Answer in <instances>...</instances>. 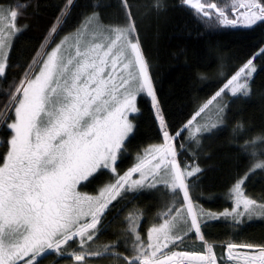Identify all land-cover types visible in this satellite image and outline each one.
<instances>
[{
    "label": "snow or ice",
    "instance_id": "1",
    "mask_svg": "<svg viewBox=\"0 0 264 264\" xmlns=\"http://www.w3.org/2000/svg\"><path fill=\"white\" fill-rule=\"evenodd\" d=\"M184 2L188 4L191 0ZM25 7L26 4H16V10L0 9V23L6 25L0 28V77H6L10 53L5 49L14 32L21 30L14 22ZM124 7L127 20L122 26H101L97 19L93 28V20L85 18L93 35L99 32L105 36L104 42L82 37L81 29H77L74 47L65 49V41H61L51 51L38 53L34 70L26 73L15 92H8L7 103L0 105L7 109L0 112V116L10 135L5 142L6 154L0 157V264H40V258L47 254L67 255L77 264H93L94 258L115 248V245L104 246L101 251L93 249L90 243L101 230L107 210L125 193L155 188L156 184L151 181L157 179L166 160V182L173 190L183 191L181 209H170L164 223L149 231L147 242L137 236L135 255L131 259L125 255L121 264L125 261L127 264H188L190 260L198 264H217L212 251L214 245L201 234V224L186 183V177H193L201 170L199 167L189 170L188 165L178 163L175 143L184 138V132L192 129L197 117L214 104L218 105L217 118L222 123L228 105L221 103V98L229 90L234 97L250 95V80L256 71L253 59L244 63L174 135L162 112L157 111L164 145L149 153L151 160L142 158L120 175L115 165L126 137L134 132L128 113L137 111V94L150 97L154 111L159 106L148 65L134 36L135 23L127 0ZM192 7L211 23L218 21L224 27H235L241 17L249 24L264 22V0L242 3L240 7L246 11L236 13L237 18L226 14L224 8L211 0L204 3L196 0ZM93 16L98 17V14ZM9 17L12 23H8ZM84 26L82 24L81 28ZM55 34L56 26L50 30V35ZM47 47L41 45L42 49ZM259 55H264V49ZM197 131H211V128L204 125ZM187 139L199 144L195 135ZM180 148L182 150L183 145ZM158 152L163 153L159 158L155 154ZM254 167L264 168V163ZM107 170L116 174L115 183L106 185L98 195L77 191L78 185L83 186L81 182L90 183ZM137 173L139 179L133 178ZM249 174L234 185L236 206L232 213L236 216L251 215L257 210L256 201L247 198L241 190ZM241 204L244 212L237 211ZM185 206L187 215L183 224L170 222L168 216L173 212L183 215ZM258 207L264 209V205ZM187 217H191L190 223ZM193 230L204 241L202 251H173L184 235ZM153 232L157 234L154 243ZM227 248L229 260L233 259L232 249H253L239 255L242 264H264V244L229 243Z\"/></svg>",
    "mask_w": 264,
    "mask_h": 264
},
{
    "label": "trees",
    "instance_id": "2",
    "mask_svg": "<svg viewBox=\"0 0 264 264\" xmlns=\"http://www.w3.org/2000/svg\"><path fill=\"white\" fill-rule=\"evenodd\" d=\"M211 2L218 3L226 14L237 18L236 13L246 11L240 5L247 4L248 0ZM16 4L27 7L20 10L14 22L21 30L17 31L8 50L6 77H0V105L7 103L8 92H15L26 73L34 70V58H38V53L51 51L61 41H65V49L74 47L77 29H81L82 37L104 42V35L99 32L93 35L89 30L86 17L93 20V28L97 19L101 26L108 27L122 26L127 20L124 0H0V9L16 10ZM127 4L135 23L134 36L140 43L159 101L157 110L162 112L173 135L244 63L253 59L256 71L250 80V95L234 97L229 90L221 98V103L228 105L222 123L217 118L218 105L214 104L197 117L192 129L185 131L184 138L175 143L178 163L188 165L189 170L191 167L201 170L197 175L187 177L186 183L201 224V234L214 245L217 262L223 264L224 245L264 244V209L259 217L232 213L236 203L234 185L246 173L250 174L242 185V192L255 200L257 207L264 205V168L254 167L264 163V55H259L264 49V22L224 27L218 21L211 23L202 13L197 14L194 8L185 5L184 0H127ZM94 13L98 17H94ZM58 17L61 18L59 21ZM82 24L85 25L83 28ZM54 26L56 34L52 36L50 30ZM42 44L49 47L42 49ZM136 106V113L129 117L134 132L125 140L115 165L120 175L140 159L150 160L149 153L165 143L151 98L138 94ZM6 111V108H0V112ZM3 125L4 118L0 116V157L6 154L5 142L10 139L9 130ZM204 125L211 131H197ZM190 135H195L199 144L187 139ZM180 145H183L182 150ZM164 166L159 170L158 182L151 181L156 184L155 188L125 193L112 203L103 218L101 230L90 243L101 251L104 246L115 245V248L94 258L93 264H121L125 255L131 259L135 255L136 237L147 242L149 231L164 223L170 209H181L183 191L169 187L163 178ZM115 175L104 171L90 183H81L83 186H79V191L97 195L106 185L115 183ZM133 178L139 179V174ZM237 211L243 212L242 207ZM182 212L183 215L173 212L168 216L169 221L183 224L186 206ZM187 219L190 223L191 217ZM196 237L194 230L188 232L173 251L201 252L203 244ZM57 261L59 264H77L67 255L56 254L44 256L40 264H57Z\"/></svg>",
    "mask_w": 264,
    "mask_h": 264
},
{
    "label": "rangeland",
    "instance_id": "3",
    "mask_svg": "<svg viewBox=\"0 0 264 264\" xmlns=\"http://www.w3.org/2000/svg\"><path fill=\"white\" fill-rule=\"evenodd\" d=\"M4 10V9H3ZM4 11H7V10H4ZM8 23H12V20H11V18L9 17L8 18ZM239 25H241V26H251V25H253V24H249V22L246 20V19H244V18H240V23H239ZM6 25L4 24V23H0V28H4ZM16 35H17V31H15L14 32V35H13V37L11 38V41L9 42V44H8V47L5 49V51L6 52H9L8 50H9V48H10V45H11V42H12V40L16 37ZM0 58H2V57H0ZM253 75V74H252ZM241 82H244V81H241ZM236 85V82H235V84L233 85V86H235ZM139 94V93H138ZM137 94V95H138ZM230 94H232V92L230 91ZM156 111H158V110H156ZM159 112V111H158ZM136 113V111L135 112H129L128 113V118L131 116V115H133V114H135ZM126 139H127V137H126ZM125 139V140H126ZM169 144H172V142L171 141H169ZM119 154V153H118ZM156 155H157V157L159 158V156H161V155H163V153L162 152H158V153H156ZM152 159V158H151ZM150 159V160H151ZM168 162H167V160L166 161H164V164H162V166H161V168L164 166V165H166ZM108 171H111V170H108ZM159 174V173H158ZM135 174H133V176H134ZM158 178H160L159 176H157ZM163 178L167 181V179H168V177H165V175L163 176ZM187 178V177H186ZM154 181H156V182H158V180L156 179V180H154ZM81 183H83V182H81ZM168 185H169V187L171 188V186H170V184L168 183ZM79 186L80 185H78L77 186V191H79ZM172 189V188H171ZM80 192V191H79ZM98 195V194H97ZM234 196L236 197V194H235V192H234ZM235 202H236V198H235ZM235 206H236V203H235ZM242 207V209H243V212H244V208H243V205L241 204L240 205V207L239 208H241ZM260 212H261V209L260 208H258L257 207V210H256V212L255 213H253V214H251L250 215V217H252V216H255V217H259L260 216ZM250 217H249V219H250ZM159 228V227H158ZM156 233L155 232H153L152 233V242L154 243L155 242V239H156ZM196 240L198 241V242H200V243H202L203 244V247H204V241H201L198 237H196ZM228 245V244H227ZM227 245H224V247H223V258H224V254L226 255V253L228 252L229 253V249L227 248ZM92 247V246H91ZM93 248V247H92ZM94 249V248H93ZM213 253H214V255H215V252H214V247H213ZM232 252H233V259H231V260H229V258H228V255H226L227 256V258H228V260L227 261H225V259H224V263L223 264H242V261L239 259V255L240 254H242L243 252H251V251H254L253 249H242V250H240V249H232L231 250ZM48 255V254H47ZM111 255H113L114 257H117V258H119L120 257V255H118V254H111ZM46 256V255H45ZM58 256V255H57ZM104 256V255H103ZM216 256V255H215ZM44 256H42L41 258H43ZM40 258V259H41ZM74 260V259H73ZM191 261V260H190ZM195 261V260H194ZM217 264H219L218 262H217Z\"/></svg>",
    "mask_w": 264,
    "mask_h": 264
},
{
    "label": "water",
    "instance_id": "4",
    "mask_svg": "<svg viewBox=\"0 0 264 264\" xmlns=\"http://www.w3.org/2000/svg\"><path fill=\"white\" fill-rule=\"evenodd\" d=\"M201 1H202V0H200V3H201ZM184 3H185V2H184ZM194 3H196V0H191L190 3L185 4V5H186L187 7L193 8V7H192V4H194Z\"/></svg>",
    "mask_w": 264,
    "mask_h": 264
},
{
    "label": "bare ground",
    "instance_id": "5",
    "mask_svg": "<svg viewBox=\"0 0 264 264\" xmlns=\"http://www.w3.org/2000/svg\"><path fill=\"white\" fill-rule=\"evenodd\" d=\"M188 264H198V262L194 261V260H191V261H188Z\"/></svg>",
    "mask_w": 264,
    "mask_h": 264
},
{
    "label": "built area",
    "instance_id": "6",
    "mask_svg": "<svg viewBox=\"0 0 264 264\" xmlns=\"http://www.w3.org/2000/svg\"><path fill=\"white\" fill-rule=\"evenodd\" d=\"M226 255H228V252L226 253ZM226 255H225V258L228 259Z\"/></svg>",
    "mask_w": 264,
    "mask_h": 264
}]
</instances>
